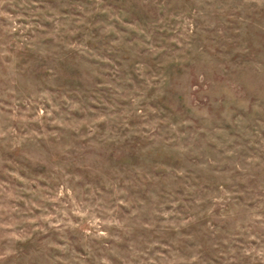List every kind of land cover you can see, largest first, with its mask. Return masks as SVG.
Masks as SVG:
<instances>
[{"label":"rangeland","instance_id":"rangeland-1","mask_svg":"<svg viewBox=\"0 0 264 264\" xmlns=\"http://www.w3.org/2000/svg\"><path fill=\"white\" fill-rule=\"evenodd\" d=\"M0 264H264V0H0Z\"/></svg>","mask_w":264,"mask_h":264}]
</instances>
